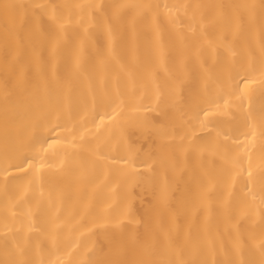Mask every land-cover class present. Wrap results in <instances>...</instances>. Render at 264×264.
I'll return each mask as SVG.
<instances>
[{
    "label": "bare ground",
    "instance_id": "1",
    "mask_svg": "<svg viewBox=\"0 0 264 264\" xmlns=\"http://www.w3.org/2000/svg\"><path fill=\"white\" fill-rule=\"evenodd\" d=\"M0 264H264V0H0Z\"/></svg>",
    "mask_w": 264,
    "mask_h": 264
}]
</instances>
